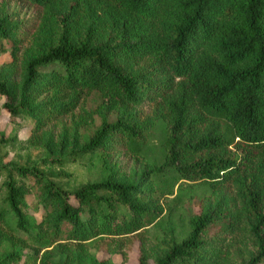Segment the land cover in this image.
<instances>
[{
  "label": "trees",
  "instance_id": "obj_1",
  "mask_svg": "<svg viewBox=\"0 0 264 264\" xmlns=\"http://www.w3.org/2000/svg\"><path fill=\"white\" fill-rule=\"evenodd\" d=\"M5 50L0 106L46 155L5 160L16 137L0 131V264H108L90 241L136 237L138 264H264V0H0ZM93 93L99 122L80 138ZM160 124L162 159L144 162ZM91 155L102 177H75ZM199 181L177 225L181 183Z\"/></svg>",
  "mask_w": 264,
  "mask_h": 264
},
{
  "label": "rangeland",
  "instance_id": "obj_2",
  "mask_svg": "<svg viewBox=\"0 0 264 264\" xmlns=\"http://www.w3.org/2000/svg\"><path fill=\"white\" fill-rule=\"evenodd\" d=\"M16 9L20 10V3H17ZM33 11L32 7L22 6L19 17H26ZM10 60V54L8 50L0 52V64L4 61ZM0 99V103H1ZM98 97L96 93L88 96L85 102H80L75 109V118L78 124V136L80 138H86L92 133L93 129L97 126L99 122V115L94 111ZM92 111V112H91ZM92 113V114H91ZM70 118V117H68ZM57 123V122H56ZM52 125V124H50ZM0 131H3L5 135H14L16 137L14 144H7L5 148L7 153L4 155V159L14 158L21 164H32L39 163L40 157L46 155V150L43 146L31 139L32 128L31 125L15 124L10 122L8 118V112L5 108L0 106ZM163 130L161 124L155 127L153 134L148 139L147 143L143 147L142 158L144 162H158L162 159L163 149L161 146V137ZM114 156V159L122 165L123 169L131 170L133 167L140 166L138 161H135L129 154L119 152ZM79 170L76 171L75 177L79 175L84 176L92 180L99 179L104 174V165L101 159L97 155H91L84 158L79 164ZM74 165H72L73 167ZM2 176L0 175V180ZM57 181H68L74 184L76 178L67 179L63 174L54 178ZM181 192L184 193L182 196V202L178 207V213L172 218L173 221L179 225L180 219L179 215L187 217L190 212L199 210L200 196L203 192H208V186L203 182H182ZM179 191V188L175 187L174 192ZM170 195L169 197H171ZM168 197V198H169ZM150 239H153L157 234V229L151 226L146 231ZM139 238H128L125 239L121 251L107 252L103 250H97L93 245L94 242H89V247L92 253L98 259H107L108 264H138V253L140 246ZM122 252L125 253L123 256Z\"/></svg>",
  "mask_w": 264,
  "mask_h": 264
}]
</instances>
